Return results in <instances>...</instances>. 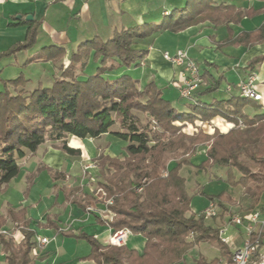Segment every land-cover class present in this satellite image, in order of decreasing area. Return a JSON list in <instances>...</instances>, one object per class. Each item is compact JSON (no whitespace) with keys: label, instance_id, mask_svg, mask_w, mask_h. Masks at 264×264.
<instances>
[{"label":"trees","instance_id":"1","mask_svg":"<svg viewBox=\"0 0 264 264\" xmlns=\"http://www.w3.org/2000/svg\"><path fill=\"white\" fill-rule=\"evenodd\" d=\"M234 1L185 0L182 7L165 11L160 22L122 29L107 40L95 37L83 41L70 56L56 46H51L49 53L38 55L37 61H53L57 66L50 84L39 82L34 86L29 79L19 77L6 81L0 91V190L20 176L22 162L46 143L58 144L68 156L82 157L80 148L69 145L70 139L112 136L122 144L124 153L115 157L101 154L96 159L94 194L98 192L101 197L74 195L82 190L80 187L68 190L63 185L59 190L85 212L94 202L107 205L112 201L107 205L105 218L95 215V221L113 232L126 229L142 236L143 250L130 249L126 243L103 244L84 232L76 235L63 231L51 219L48 226L60 235L86 240L91 252L83 260L95 264H186L188 253L201 243L215 245L220 257L233 264L232 250L220 239L216 217H208L203 211L211 203L230 215L234 213L229 205L246 214L259 207L264 197V112L250 115L246 109L257 111L264 104L241 94L210 103L198 99L216 91L220 81L202 92L200 87L190 99L169 100L155 81L141 88L140 81L127 70L140 67L146 59L149 51L138 50L135 45L148 44L152 35L177 34L203 24L218 28L264 15V0H259L263 2L259 10L244 9ZM20 24L28 25L25 42L11 48L7 55L35 45L39 23L22 19L10 25ZM259 44H264V23L251 32L230 34L217 47L251 48ZM262 62L264 57L249 62L251 75ZM90 64L95 65V70L88 74ZM179 85L174 86L179 89ZM198 148L205 149V156L197 167L226 169L229 184L242 189L241 204L222 193L208 196L209 205L201 213L192 211L193 198L187 192L181 170L190 164L187 156H193ZM44 168L54 182L67 178L64 173ZM198 194L206 196L202 188ZM8 220L19 235L0 234L3 264H36L38 237L30 228L26 211L12 208L6 216L0 215V231ZM263 247L264 231L248 264L263 262ZM218 260L200 255L193 264H216Z\"/></svg>","mask_w":264,"mask_h":264},{"label":"crops","instance_id":"2","mask_svg":"<svg viewBox=\"0 0 264 264\" xmlns=\"http://www.w3.org/2000/svg\"><path fill=\"white\" fill-rule=\"evenodd\" d=\"M28 1L29 0H7L2 2L5 5H10L12 7V19L14 17V21L20 22L22 19L26 21V17H28L29 15H32L34 17V13L28 10V8H25L29 6ZM41 1L44 3L53 4L54 7H59L62 4V1H64V3H66L67 5H73L74 3L72 0ZM154 1L155 0H106L105 3L102 2V0L92 1L93 8H95L96 4H98L99 7L98 14L93 13L92 20L95 22V27L91 32L85 31L81 35H79L78 43L91 40L92 38L97 37L100 31H104V33L108 35L102 36L104 35L102 34L101 36H98L105 40L106 37H108L107 39H109L117 31H120L122 29L131 28L136 25H142L144 23L160 22L165 15V11H170L171 9L175 8V6H172L173 8L171 9L164 8L160 10V8L157 7L158 5L154 4ZM78 2L79 0L75 2L74 8L79 7ZM234 3L244 9L247 8L259 10L263 7V2L259 0H235ZM184 4L185 2L179 5V3L177 2L178 6L176 7H182ZM78 11L79 12L77 14V17L81 19V17H83L82 9H79ZM17 17H21V19L18 20ZM263 23L264 15H260L254 16L253 18H244V20L239 24H231L229 26H221L218 28H214L208 24H203L191 27L177 35L178 42H184L183 45L189 56L193 57V52L199 50L200 55L204 59V63L200 64L199 66L200 73L204 81V84L201 86L199 91L202 92L206 88L213 87L216 83H218V81H220V85L217 86L216 91L199 96V100L206 103H210L214 100H229L232 97L240 95V92L237 88V84L241 80H244L249 75H251L250 69L247 68L249 62L258 57H264V44H259L251 48L234 46L217 47V44L223 43L224 40H226L230 34H233V36H238L243 32H251L256 30ZM93 35L96 36L93 37ZM64 42L65 41L59 42L58 47L64 46ZM135 48L138 50L147 49L149 51L148 56L141 63L140 67L127 70L128 72H133L134 74H136V79L140 81L142 87L147 85L150 81H155L158 79L173 82L174 85L179 84L178 80H180L182 73L181 67L175 66L172 63L164 60L163 54L160 49L156 48L155 42H149L146 45L144 43H138L135 45ZM253 75H255L257 78V86L258 89L260 88V93L262 94L264 101V62H262L259 66L255 68ZM231 79L233 80L231 81ZM223 83L225 87L222 89L221 87ZM246 112L250 115L258 113V111H255L251 108H247ZM107 136L108 135L102 136L101 139ZM101 139H86L85 141H88L91 144L96 143V141H100ZM72 142H75V144H77V147L75 148H80L82 150V157H68L67 154H65L58 148V144L46 143L45 145L41 146L37 152V154H39L41 150H43L42 152L44 153L42 159L43 161L39 163L44 165L45 167L51 168L54 171H59L60 173L66 174L67 179L70 180H72V177L70 176L71 171L78 170L80 166L82 167V173L84 174V166L89 165L88 163L91 160L96 161V159L102 154V150H99V146L96 147L97 150H95L89 145L78 147L80 146L78 145L80 141L76 142L71 139L69 140L70 146L72 145ZM104 154L108 155L107 152H105ZM32 157L33 156L28 157L22 162L21 165H26V163ZM67 159L69 160L68 166L66 165V163L64 164V161ZM88 172H90V170ZM29 174L30 173H28L27 177L25 178V181L27 183L26 192L28 193H30L32 189L36 186V181L38 180L35 174ZM48 180L49 179H47L48 192H50L51 194L48 199H46L47 197L42 198L35 204H27L29 205L27 207H25L23 204L18 207H13L16 211H19L21 209H24L26 211V218L31 221L30 228L36 233V238H48L49 236L45 234L46 231H51L53 233L57 232L55 231V228L48 226V219H51L52 223H55L58 227L62 226L61 228L63 229V231H73V233L76 235L82 232H87L88 235L95 237L101 243L107 244L109 236L108 238L106 237L104 240L102 239V235L105 231L107 232L106 234L110 235V231L112 230L106 225L97 224V222L95 221V216H93V214H98L99 217L105 218V213L99 214L98 212H96V210H92V212L90 213L87 212L88 218L82 217L81 220L78 219L77 221L73 222L72 225H61L60 216L58 215V212L61 211L62 208L66 211V209H68L69 207H73L74 204H72L71 201L67 200L64 196V201L61 206L58 203L61 197V190H59L58 184H61V181L54 182ZM52 184H54L53 186L56 187V189L58 190L50 188V185ZM75 185V183L68 184V186L66 187L68 188V190H72L73 188H75ZM84 191V189H82L81 191H76L74 195L76 194L78 196H82L86 192ZM97 193L95 194V196L97 195ZM28 196L30 195L28 194ZM28 207H30V211H28ZM263 207L264 197L262 198L259 207L255 211H258ZM98 209L101 208L99 207ZM7 212L8 210L6 209V212H1L0 215L6 216ZM35 212H37V214ZM227 214L225 216L220 215L222 217L218 216L216 218L217 220H222V218L224 217L223 222L218 225L219 228H221L229 221L230 216H227ZM225 219H227L228 221H225ZM4 230L11 233L12 236L18 237L19 235L16 226L11 222V220H8V224L4 228ZM229 234H233L235 242L238 246H240L246 238L245 230L243 227L230 228ZM56 236L58 238L55 239V241H50L46 246L37 247L35 257L36 264H57L59 259H65L67 257H74L78 261V264H95L94 261L83 260L86 256L90 254L91 249L88 254L83 256L76 257L77 252H73V255H68L69 250L66 249L69 248L66 247L70 244V240L75 239V237H66L58 233H56ZM63 236L66 238H63ZM129 236L127 240L129 239ZM60 237H62L63 239H60ZM216 258L220 259L221 257L219 255Z\"/></svg>","mask_w":264,"mask_h":264},{"label":"rangeland","instance_id":"3","mask_svg":"<svg viewBox=\"0 0 264 264\" xmlns=\"http://www.w3.org/2000/svg\"><path fill=\"white\" fill-rule=\"evenodd\" d=\"M72 1L74 2L73 5H67L66 3H64V1H62V4L59 7H54L53 4L44 3L41 0H29V6L25 8H28V10L34 13L32 21L35 20L39 23L34 38L35 45L25 51L17 52L11 55H7L6 52L9 53L11 48H15V46L19 44H24L26 36L28 34V25L20 24L16 26H10V23L16 22L11 17L13 15L11 11L12 7L10 5H5L2 1H0V91L5 88L4 83L6 81L10 79H17L19 77L29 79L34 86L38 85L39 82H42V84L45 85L51 83L54 74L57 70V66L54 65L53 61H37V59L35 58L38 55H44L46 53H49V51L53 49L50 45H55L56 47H58L59 42L63 41L65 42L64 46L62 47L65 48L68 56H70L72 52H75L77 50L79 44V35H81L85 31L91 32L95 27V22L92 20L93 13L98 14L99 12L98 4H96L97 6L95 5V8H93L92 1L94 0H79V7L77 8H74V4L77 0ZM105 1L106 0H102V2L104 3ZM154 2V4L158 5L157 7L161 10L164 8L171 9L173 8L172 6L176 7L178 6L177 2L179 3V5H181L185 2V0H155ZM79 9H82L83 12V17H81V19L77 17ZM180 33L176 34L166 32L160 35H152L150 38L147 39V41L155 42L156 48L160 49L162 54H164L165 52H169L171 55H175L179 50L187 52L183 45L184 42H178L177 40V35ZM101 35L108 36L104 33V31H100V33H98V36ZM94 36L96 35H93V37ZM94 38H92V40ZM107 38L108 37H106L105 40H107ZM190 58H192V60L198 66L204 63V59L200 55L199 50L194 51L193 57L190 56ZM63 59L65 60L64 63H67V55ZM94 70L95 65L90 64L87 69V73L90 74L94 72ZM57 74L59 73L57 72ZM129 75L136 79V74H134L133 72H130ZM232 80L233 79H231V81ZM155 82L160 88L163 89L164 96L167 99L176 100L179 97L181 98L179 89L174 86L173 82H168L163 79L155 80ZM140 86L142 88V85ZM224 87L225 86L223 83L221 88L223 89ZM258 91L260 92V88L258 89ZM261 103L264 104V101ZM257 111L264 112V108H261ZM187 132L190 133L191 128L188 127ZM71 140L76 142L80 141V143L78 144L80 146L78 147L89 145L95 150H97L96 147L99 146V150H102V154L107 152L108 155L111 157H115V154L120 155L121 152L124 153V149H122V144H120V142L112 136L104 137L100 141H96V143L91 144L85 140H77L74 138H72ZM71 146L77 147V144H75V142H72ZM42 151L43 150H41L39 154L29 159L26 165L21 166L20 176L16 180H13V182H11L6 189L0 190V213H5L6 209L10 210L13 207H18L22 204L27 207L29 206L27 204H35L42 198H49L51 194L50 192H48L47 179L51 181L53 180L50 176V172L44 168V165L39 163L43 161L42 159L44 153ZM204 156L205 149L198 148V150L193 154V156H187V159L191 158L190 164L184 165L181 170V175L186 179L187 192L193 198L192 211L197 214L201 213L209 205L208 196H218L222 193L229 195L235 202L241 204L242 189L240 187L233 188L229 184L226 169L212 168L209 170H203L197 167L204 159ZM68 161V159L64 161V164L66 163L67 166L69 164ZM93 162H95V160L89 161L88 164L96 165V163ZM97 172L98 168L96 166V168H92L90 172H88V174H83L82 167L80 166L78 170L71 171L70 176L72 177V180L66 178L64 182L61 181V184L58 185L60 187H62L63 185L66 187L68 186V184L75 183L76 185L74 187H80L86 191H84L85 194L95 196L94 192L97 187ZM233 172L236 177H239V174L236 171ZM28 173L35 174L36 178L38 179L36 181V186L32 189L30 193L26 192L27 183L25 181V178L27 177ZM53 185L54 184L50 185V188L58 190ZM201 188L203 189L206 196L198 194ZM60 192L61 197L58 203L62 206L64 201V193L62 190ZM28 194L30 196H28ZM96 197L100 198L101 195H97ZM99 207L101 209H98ZM27 209L28 211H30V207H28ZM91 209L96 210V212H98L99 214H106L107 205L106 203L94 202L91 205ZM228 209L234 214L239 213L244 216L249 214H246L245 211L241 212L240 210H238V207L230 205L228 206ZM35 213L37 214V212ZM218 213L219 216H225L228 212L224 213L221 208H218ZM87 214L88 213H85V211H83L78 205H73V207H69L68 209H66V211L62 208V210L58 212V215L60 216L61 225L64 226L72 225L73 222L77 221L78 219L81 220L82 217L88 218ZM228 214L227 216H231L230 214ZM95 215L99 216L98 214H93V216ZM215 220L216 225H220V223L223 222L224 217L222 218V220ZM226 220L227 219H225V221ZM59 227L61 228L62 226ZM56 233L57 232L53 233L51 231L45 232V234L49 236L48 238L51 242L55 241V239L58 238L56 236ZM106 233L107 232L105 231L102 235V239L104 240L106 237L108 238L109 236V234ZM63 238L66 237L63 236ZM63 238L60 237V239ZM70 241V244L66 247L69 248L66 249L69 250V252L67 251L68 255H73V252H77L76 257H79L86 255L90 252L91 247L86 240L75 238L71 239ZM144 244L145 240L140 235L131 234L129 236V239L127 240V246L130 249L142 251L144 248ZM261 254L263 255V262L261 264H264V247L261 250ZM200 255L205 256L209 260H213L214 258L218 257L220 253L218 251V247H216L215 245L209 243H201L192 252L188 253L186 258V264H193L194 259L198 258ZM2 256V250L0 248V264H2L3 262ZM57 264H78V261L74 257H67L65 259H59Z\"/></svg>","mask_w":264,"mask_h":264},{"label":"built area","instance_id":"4","mask_svg":"<svg viewBox=\"0 0 264 264\" xmlns=\"http://www.w3.org/2000/svg\"><path fill=\"white\" fill-rule=\"evenodd\" d=\"M164 60L175 66L181 67L182 73L179 80L180 96L184 99H190L194 93L204 84L199 66L190 58L187 52L179 50L175 55L169 52L163 54ZM237 88L241 96L248 99L263 102V96L258 91L257 78L255 75L248 76L237 84ZM96 168V165H86L83 168L84 174L89 170ZM141 192V190H139ZM112 201H108L107 205H111ZM88 212H92L88 208ZM208 217H218V207L211 203L204 211ZM233 227H243L246 238L243 243L238 246L235 242L233 234H229V229ZM264 231V209L253 211L244 216L239 213L229 217V221L219 229V236L223 243L227 244L232 250L233 264H248L251 257L257 251L260 245V237ZM0 234L11 235L6 230H1ZM130 232L126 229L120 231H110L107 244L121 246L126 243ZM50 240L45 237L37 238L39 246H46ZM216 264H227L224 258H220Z\"/></svg>","mask_w":264,"mask_h":264},{"label":"water","instance_id":"5","mask_svg":"<svg viewBox=\"0 0 264 264\" xmlns=\"http://www.w3.org/2000/svg\"><path fill=\"white\" fill-rule=\"evenodd\" d=\"M18 20L21 19V17H17ZM33 20V16L32 15H29L28 17H26V21L29 22V21H32Z\"/></svg>","mask_w":264,"mask_h":264}]
</instances>
